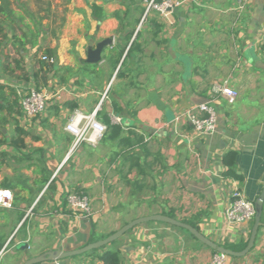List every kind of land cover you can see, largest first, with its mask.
Masks as SVG:
<instances>
[{
    "label": "crops",
    "instance_id": "0c3cea01",
    "mask_svg": "<svg viewBox=\"0 0 264 264\" xmlns=\"http://www.w3.org/2000/svg\"><path fill=\"white\" fill-rule=\"evenodd\" d=\"M175 1L168 18L152 12L142 23V0H50L46 9L11 0L0 13V189L14 195L10 208L0 206V264L76 249L158 213L221 245L249 238L253 223H230L226 209L235 182L253 201L264 186V0ZM93 3L103 18L93 16ZM108 38L102 60L89 63L88 47ZM222 84L238 91L234 102L215 91ZM32 88L50 93L51 103L25 118L21 101ZM209 101L218 113L213 133L175 121ZM75 111L107 125L97 144L73 149L65 125ZM229 150L243 180L224 175ZM71 191L89 196L91 218L68 209ZM108 246L120 250L121 264H212L216 253L163 221L137 225ZM228 256L227 264H264V224L246 255Z\"/></svg>",
    "mask_w": 264,
    "mask_h": 264
},
{
    "label": "built area",
    "instance_id": "2783aa9c",
    "mask_svg": "<svg viewBox=\"0 0 264 264\" xmlns=\"http://www.w3.org/2000/svg\"><path fill=\"white\" fill-rule=\"evenodd\" d=\"M144 13L142 22L152 13H158L161 17L168 18L172 11L180 5L175 0H143ZM41 58L49 63H55L53 56L43 54ZM215 91L223 94L230 102H234L238 91L227 84L217 85ZM51 103L50 93L45 90L32 88L21 101L23 116L25 118L41 115ZM114 120L120 118L114 116ZM186 120L193 127V130L200 135H208L217 129L218 113L215 106L209 102L200 103L190 107L184 112L176 115L175 121ZM65 129L73 136V149L82 143L97 144L108 130L107 125L99 120L96 113L85 114L75 111L67 120ZM14 195L9 189H0V206L10 208L13 205ZM67 207L74 213L89 218L92 214V207L89 196L71 191L66 196ZM256 215L255 201L247 198L243 190L234 183L232 199L226 209V216L230 223L235 225L252 224ZM228 255L216 252L212 257V264H227ZM54 264H65L62 260L54 261ZM95 264H104L101 260Z\"/></svg>",
    "mask_w": 264,
    "mask_h": 264
},
{
    "label": "water",
    "instance_id": "95a60500",
    "mask_svg": "<svg viewBox=\"0 0 264 264\" xmlns=\"http://www.w3.org/2000/svg\"><path fill=\"white\" fill-rule=\"evenodd\" d=\"M112 44H113V38H108L101 42H98L95 47H93L92 45L89 46L87 52L88 55L87 61L89 63H99L102 60V54L104 49ZM255 208H256V215L251 227L248 243L246 247L241 251H234L225 247L224 245L218 244L217 242L208 238L197 227L191 225L190 223L178 220L168 215L158 213V214L145 215L133 219L132 221L124 224L118 230L106 236L105 238L98 239L96 241H91L82 247H78L72 250L54 249V250L46 251L42 254L28 258L26 261H24L23 264H38L47 261L65 260L73 256L85 254L91 250L99 249L101 247L111 244L112 242L119 239L130 229L136 227L137 225L149 221H163L187 229L197 239H199L201 242L205 243L206 245L214 249L216 252L225 253L230 256H244L254 247L259 228L263 224L261 219L264 210V186L261 193L255 200ZM27 247H29L27 243L23 245V248H27Z\"/></svg>",
    "mask_w": 264,
    "mask_h": 264
},
{
    "label": "trees",
    "instance_id": "16d2710c",
    "mask_svg": "<svg viewBox=\"0 0 264 264\" xmlns=\"http://www.w3.org/2000/svg\"><path fill=\"white\" fill-rule=\"evenodd\" d=\"M2 1H3L2 4H0V13H4L6 11V8L4 7V3H5V5L9 4L8 0H2ZM131 1L133 2L134 0H131ZM91 9H92V14L94 17L101 19L105 16L102 6H100L96 3H93V4H91ZM116 16H119L118 12L116 13ZM130 37H131V35L127 34L124 37V39L126 41H129ZM126 45L119 47V50L117 53V58H116L115 62H118L120 60V58L123 56V54L126 50ZM129 53H130V50L128 51L127 55ZM45 55H47V54H45ZM49 56H51V55H49ZM1 87L2 86H0V88ZM0 109H1V107H0ZM108 119L109 118H107V121H108ZM223 164L226 167V170L224 171L225 176L232 177V178L237 179V180H243V176L238 174V172H237V152L235 150H229L224 155ZM23 214L24 213L21 214V217L23 216ZM169 215L172 216V214H169ZM261 221L264 224V210H263ZM247 243H248V238L243 237L241 240H239L236 243H225L224 246L231 249V250H234V251H241L246 247ZM2 246H3V243H0V249L2 248ZM85 255H87V256L96 255L98 257V259L101 260L104 264H121L120 250L110 248L108 245L101 247L99 249L91 250V251L85 253ZM166 264H170V263H166Z\"/></svg>",
    "mask_w": 264,
    "mask_h": 264
},
{
    "label": "rangeland",
    "instance_id": "374dc122",
    "mask_svg": "<svg viewBox=\"0 0 264 264\" xmlns=\"http://www.w3.org/2000/svg\"><path fill=\"white\" fill-rule=\"evenodd\" d=\"M10 3H11V0H9ZM15 4V0H12ZM27 2V5H29L30 7H32L33 9H37V8H41V9H46L49 5V1L50 0H24ZM3 1L1 0V3ZM9 4L5 5L4 3V7H8ZM0 22H1V19H0ZM92 217V214L89 218ZM112 225L108 224V223H105V224H100V228L103 230V231H107L111 228Z\"/></svg>",
    "mask_w": 264,
    "mask_h": 264
}]
</instances>
